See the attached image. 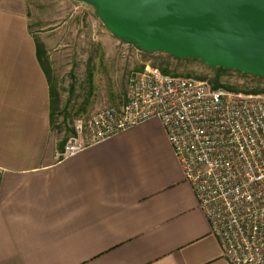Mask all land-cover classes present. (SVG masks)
<instances>
[{"label":"crops","instance_id":"crops-1","mask_svg":"<svg viewBox=\"0 0 264 264\" xmlns=\"http://www.w3.org/2000/svg\"><path fill=\"white\" fill-rule=\"evenodd\" d=\"M28 10L0 4V264H230L159 120L55 158Z\"/></svg>","mask_w":264,"mask_h":264},{"label":"built area","instance_id":"built-area-1","mask_svg":"<svg viewBox=\"0 0 264 264\" xmlns=\"http://www.w3.org/2000/svg\"><path fill=\"white\" fill-rule=\"evenodd\" d=\"M151 119L162 123L226 260L264 264V91L214 87L151 66L130 77L120 111L80 120L55 158ZM88 133L98 139L83 144Z\"/></svg>","mask_w":264,"mask_h":264},{"label":"rangeland","instance_id":"rangeland-1","mask_svg":"<svg viewBox=\"0 0 264 264\" xmlns=\"http://www.w3.org/2000/svg\"><path fill=\"white\" fill-rule=\"evenodd\" d=\"M3 1L29 12L53 91L51 129L63 142L76 134L80 120L107 107L120 111L130 77L151 66L212 85L214 70L201 61L144 51L110 33L93 4L81 0H0V4ZM220 82L240 90L264 88V78L252 80L233 72H225ZM96 139L92 133L82 137L83 144Z\"/></svg>","mask_w":264,"mask_h":264},{"label":"water","instance_id":"water-1","mask_svg":"<svg viewBox=\"0 0 264 264\" xmlns=\"http://www.w3.org/2000/svg\"><path fill=\"white\" fill-rule=\"evenodd\" d=\"M148 52L264 78V0H81Z\"/></svg>","mask_w":264,"mask_h":264},{"label":"trees","instance_id":"trees-1","mask_svg":"<svg viewBox=\"0 0 264 264\" xmlns=\"http://www.w3.org/2000/svg\"><path fill=\"white\" fill-rule=\"evenodd\" d=\"M129 42H132V41H129ZM37 53H38V56H39V60L43 64L42 57H41L40 45L38 44V42H37ZM189 59L196 60V58H189ZM197 60H199V59H197ZM199 61H201V60H199ZM202 63H204L206 66H208L209 68H211V69L214 70V78L211 80V83H212V85L214 87H224V88H227V89H230V90L243 91V92H249V93H259V92H263L264 91V88H262V89H251V90H240L237 87L230 86V85H227V84H223V83L220 82V78L222 77V75L225 72H233V73L237 74L239 77H242V78H252V80H255V79H259L260 80L263 77L255 76V75H249V74H244V73H241V72H238V71H234V70H231V69H227V68H224V67H211V66L207 65L205 62H202ZM162 71L164 73H169L166 69H162ZM51 94H52V98H53V91H52V89H51Z\"/></svg>","mask_w":264,"mask_h":264}]
</instances>
